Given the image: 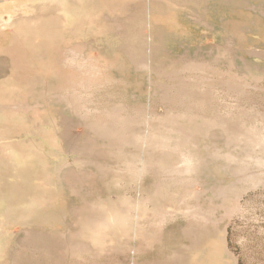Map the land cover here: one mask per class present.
I'll list each match as a JSON object with an SVG mask.
<instances>
[{"label":"rangeland","instance_id":"374dc122","mask_svg":"<svg viewBox=\"0 0 264 264\" xmlns=\"http://www.w3.org/2000/svg\"><path fill=\"white\" fill-rule=\"evenodd\" d=\"M94 3L91 12L77 11L81 38L91 34L101 46L100 53L85 51L104 65L89 73L62 68L60 57L69 56L65 49L72 38L63 30L64 41L56 44L52 30L56 18L51 11L45 9L35 21L26 19L32 13L12 15L8 20L13 29L0 27V264H264V164L255 165L257 157L264 159L263 148L227 146L224 127L216 122L256 127L252 137L263 139L264 0H239L240 35L247 23V4L255 9L254 41H246L244 33L245 41L239 43L223 42L221 37L231 26L214 17L213 27L201 25L194 36L180 33L178 40L171 39L165 25L151 24L160 22L166 12L161 2L153 15L144 6L141 35L133 25L116 35L109 17L129 12L127 3ZM16 18L20 21L14 22ZM19 28L22 31L17 32ZM157 31L164 33L159 36ZM139 43L151 68L137 69L130 60L129 55L139 52ZM120 44L119 52L114 47ZM210 45L215 48L209 50ZM78 60L79 65L84 62ZM197 62L201 65L195 71L182 69L184 63ZM176 86L183 87L184 93L170 98L189 103L194 120L187 121L180 108L171 106L175 124L192 134L183 152L189 170H184L178 150L172 148L178 135L157 121L153 140L170 138L169 148L153 150L149 159L146 145L111 147L86 128L85 122L102 121L118 102L124 114L137 106L162 113L161 103L167 100L162 92L166 88L175 92ZM194 88L200 89L199 94ZM70 92L82 95L86 109L74 113L61 97ZM206 117L212 122L207 123V133L199 119ZM83 139L94 141L95 146L87 150L90 155L80 150ZM242 149L252 152L246 170L237 172L239 160L246 155ZM229 153L236 158L227 163ZM144 160L155 167L143 169ZM119 206L126 209L122 217L117 214ZM98 214L113 219L102 225L92 218ZM91 226L96 234L89 231ZM79 243L81 247L74 246Z\"/></svg>","mask_w":264,"mask_h":264},{"label":"bare ground","instance_id":"6f19581e","mask_svg":"<svg viewBox=\"0 0 264 264\" xmlns=\"http://www.w3.org/2000/svg\"><path fill=\"white\" fill-rule=\"evenodd\" d=\"M221 1V0H220ZM245 1V0H244ZM148 2V1H147ZM197 2V1H196ZM223 2V1H222ZM227 2V1H226ZM215 3V2H214ZM148 5V4H147ZM223 5H225V4H223ZM227 5V4H226ZM83 8V10H85V9H87V12H91L92 11V9H95V3H94V0H9V1H7V2H2L1 0H0V17H1V15H3V14H6V15H4V16H6V19H1L0 18V27L1 26H7V27H11L12 28V23L13 22H11L10 23V21L8 20V17L10 16H12V15H18V18L19 17H21V16H19V15H22V16H24L23 14H29V13H32V15L31 16H29V17H26V19L27 20H34L35 21V19L37 18V19H40V17H39V15L41 14V13H43L44 12V10L46 9V10H48V11H51L54 15H55V18H56V23L53 25V27H54V29L52 28V30H53V32L55 33V35H56V44H61V42L62 41H64L63 40V30H65V31H68L69 32V34L71 35L70 37L72 38V39H70L69 41H67L68 42V44H67V49H65V54H69V56L67 57V55H65L64 56V58H63V56H62V61H61V66H62V68H71V70H76V71H79V72H81V71H84V72H90V71H93L92 69L93 68H97V69H101V67H103L104 65H103V62H101L99 59L98 60H93L89 55H87V53L85 52L86 51V49H88V48H90L91 50H96L98 53H100L101 52V50H100V48H101V46L100 45H97V44H95L96 42H98V41H96V39L94 38V37H92L91 36V34H89V36H87V34L84 36V35H82L83 36V38H81V36H80V34H79V31L81 30L80 28H79V24H78V22H77V11L79 10V9H82ZM221 8V7H220ZM148 12V11H147ZM13 13V14H12ZM130 14V13H129ZM128 15V14H127ZM28 16V15H27ZM18 18H16V20H14V22L15 21H20ZM119 17H116V18H114L112 21H115V22H117V24L116 25H114V26H116V30H117V34L116 35H119V34H122V31L124 30L123 29V27H127V25H121V20L120 19H118ZM121 18V17H120ZM20 19H24V17L23 18H20ZM122 19V18H121ZM27 20H25V21H27ZM120 20V21H119ZM12 21V20H11ZM21 22H22V20H21ZM24 22V21H23ZM28 23V22H27ZM16 24V23H15ZM19 24V22L17 23V25ZM38 24V23H37ZM84 25H86V31L88 32L89 30H90V27H91V24L89 23V19H87L86 20V22L84 23ZM13 29V28H12ZM2 30V29H1ZM14 31V30H13ZM17 31V30H16ZM19 31H22V29H20L19 28V30L17 31V32H19ZM136 31V30H135ZM142 31H143V29H142ZM151 32V31H150ZM149 32V33H150ZM154 32V31H153ZM21 33V32H20ZM149 33H148V35H149ZM164 33V31H157L156 32V34L157 35H159V36H162V34ZM15 34H17V33H15V31H14V35ZM143 35V34H142ZM17 37H19V36H17ZM148 40V58H151V49H152V47H151V40H149V39H147ZM159 41H160V39H159ZM161 42V41H160ZM156 46V45H155ZM157 47V46H156ZM115 49H116V51L118 50L119 52L122 50V48H123V45H117V46H115L114 47ZM164 48V47H163ZM209 50H210V48L211 49H214L215 48V45H210L209 47ZM199 49H205V50H207V48L205 47V48H199ZM138 50H139V52L138 53H132L133 55H129V57H130V60H131V62L133 63V66L134 67H136L137 69H144V68H151V65H150V60H146L145 59V57L146 56H144V54H143V50H144V48H143V45H142V43H139L138 44ZM219 50V49H218ZM90 51V50H89ZM161 51V50H160ZM165 51V50H164ZM198 51H200V50H198ZM129 52V51H128ZM250 52V51H249ZM249 52H248V54H249ZM154 53H156V52H154ZM187 54V53H186ZM204 54H206V53H203V56H204ZM219 55H220V53H218ZM251 54V53H250ZM255 54V53H254ZM153 55H155V54H153ZM188 55V54H187ZM187 55H184V56H187ZM223 55V54H222ZM99 56V55H98ZM82 58L83 60H84V62L81 64V65H79V62L81 63L82 61H80V60H78V58ZM104 57V56H103ZM146 57V58H147ZM219 57V56H218ZM223 57V56H222ZM102 58V57H101ZM152 58H153V56H152ZM180 59H183V58H180ZM79 61V62H78ZM196 65H201V63L200 62H197V63H195V64H193V63H184L183 64V67H182V69L183 70H185V68H187L186 70H188V69H190V70H197L196 68H197V66ZM247 66V65H246ZM105 67H107L106 65H105ZM154 68V67H153ZM206 68V67H205ZM181 70V69H180ZM183 70H181V71H183ZM179 71V70H178ZM177 71V72H178ZM180 71V72H181ZM174 72V71H173ZM150 73V72H149ZM244 73V72H243ZM175 74V73H174ZM194 75V74H193ZM181 76V75H180ZM179 76V77H180ZM201 76V75H200ZM188 77V76H187ZM196 77H198V76H196ZM196 77L194 78L195 80H197V81H195V82H199L198 81V79H196ZM176 78V77H175ZM181 78V77H180ZM180 78H177V79H179V80H181ZM189 79H190V77H188ZM168 79H170V78H168ZM183 79H185V78H183ZM194 79L193 80H191V81H194ZM206 79V78H205ZM204 80V79H203ZM202 80V81H203ZM202 81H200V82H202ZM182 81H179V84H182L181 83ZM186 82V81H185ZM189 82H190V80H189ZM189 82H186L187 84H189ZM172 83V82H171ZM184 83V82H183ZM204 83V82H203ZM173 84V83H172ZM178 84V83H177ZM194 84V83H193ZM202 84V83H201ZM207 84V83H206ZM170 85V84H169ZM195 85V84H194ZM162 86V85H161ZM182 86V85H181ZM181 86H176V88L174 89L175 90V92H169V90H170V88H166V89H164V91L162 92V97L163 98H167V100H166V102H162L161 103V105L163 106V108H164V111L162 112V113H158V112H155V111H152V112H150V107L148 106L147 108L145 107V108H142V107H139V106H137V107H134L133 109H131L130 110V113H123L124 112V110L121 108V106H120V102H118V104H119V106L120 107H117L118 106V104L117 105H115L114 107H113V109L112 110H107V112H106V118L105 119H102V121H92V122H90V123H86L85 122V124H86V128H89L90 130H92L94 133H96V138H98V139H102L103 141H105L106 142V144H108V145H110L111 147H116V148H122L123 147V145H125V144H130V145H133L135 148H142V146L143 145H146L147 146V148H146V152H145V154L147 155V159H149V158H151V156H152V151L153 150H155V149H157V148H159V149H162V148H166V147H168V143L169 142H167L166 140L167 139H170V138H167L165 141L162 139V140H153V138H154V135H155V133H154V127L156 126H154L153 125V123H154V121H157V123L159 124V126L161 127V128H163V129H165V130H170V131H173V132H175L177 135H178V138H177V140L175 141V142H173V144H172V148H176L178 151H177V153H178V156L181 158L180 160H182L183 162H184V165L186 166V168H184V170H189L188 169V166H190V162L188 161V159H186L187 158V155H186V153H183L184 152V150H185V145L188 143V140H189V138L192 136V134H190V130H186L185 129V127H183V126H178L177 124H175V121L174 120H177L176 119V117H173L172 115L173 114H171V113H173V112H171V110H170V108H171V106H174V107H178V108H180L181 109V113H180V115H181V117H183V118H186V120L187 121H189V122H191V123H194V120L192 119V116H190V114H191V112H192V109H190L191 108V105H189V103H185V102H183L182 100H181V97H174V98H170V95H172V94H174V95H177V96H179L180 94H183L184 93V90L182 91L181 89H183V87H181ZM190 86V85H189ZM196 86H200L199 84L198 85H196ZM209 86V85H208ZM212 85L210 84V87H207L208 89L210 88V89H212V87H211ZM163 87V86H162ZM161 87V88H162ZM171 87H173L172 85H171ZM228 87V86H227ZM226 87V88H227ZM185 88V87H184ZM201 88H203V87H201ZM186 89H187V86H186ZM188 89H189V87H188ZM199 88H194V91H196V90H198ZM207 89V90H208ZM210 89H209V91H210ZM214 89V88H213ZM216 89V88H215ZM230 89H232V88H230ZM229 88H228V90H230ZM168 90V91H167ZM200 90V89H199ZM199 90L197 91L198 92V94H199ZM203 90H206V89H203ZM217 90V89H216ZM233 90V89H232ZM185 91H188V90H185ZM213 91V90H212ZM179 92H183V93H179ZM186 93V92H185ZM194 94H195V92H193ZM203 93V92H202ZM204 93L206 94V95H204V96H206L207 98L209 97V98H211L210 97V92H206V91H204ZM210 93V94H209ZM232 93H234V92H232ZM56 94V93H55ZM192 94V93H191ZM190 94V95H191ZM236 94V93H235ZM237 94H239V93H237ZM197 94H195L194 96H196ZM207 95H209V96H207ZM215 96V95H214ZM60 97V96H59ZM63 99H65V100H67V101H65V103L69 106V107H71V108H74L73 110L75 111L74 113H78L81 109H86V107L84 108V106H85V102L84 101H82L81 99H83V97H82V95L80 94V93H75V92H70V93H68V94H66V95H62L61 96ZM214 98H216V97H214ZM62 99V100H63ZM175 99V100H174ZM165 100V99H164ZM164 100H162V101H164ZM209 100V99H208ZM211 100H213L212 98H211ZM211 100H209V102L211 101ZM218 100V99H217ZM225 101V100H224ZM91 103V102H90ZM89 103V104H90ZM212 104V103H211ZM210 104V105H211ZM213 105V104H212ZM211 105V106H212ZM231 105H234V104H231ZM124 107H125V105H124ZM123 107V108H124ZM235 107H236V105H235ZM251 107V106H250ZM76 109H77V111H76ZM145 110V114H144V117H143V111ZM95 110V109H94ZM155 110V109H154ZM175 110V109H174ZM204 110V109H203ZM87 111V110H86ZM176 111V110H175ZM241 111V110H240ZM239 111V112H240ZM85 112V111H84ZM89 112V111H88ZM87 112V113H88ZM95 112H96V110H95ZM226 112V111H225ZM86 113V114H87ZM81 114V113H80ZM175 114V113H174ZM226 114V113H225ZM225 114H224V116H225ZM233 114H235V113H233ZM241 114V113H240ZM79 115V114H78ZM78 115H76V116H78ZM82 115H84L83 113H82ZM79 116H81V115H79ZM223 116V117H224ZM83 117V116H82ZM84 117H85V115H84ZM83 117V118H84ZM87 117V116H86ZM205 117V116H204ZM225 117H227V116H225ZM224 117V118H225ZM89 118V117H88ZM209 117H206V119L205 118H199V119H201V127H203L204 129H205V131H206V133H207V130H206V128H209L208 126H207V123H209V122H211L210 121V119H208ZM231 118V117H230ZM87 118H85L84 120H86ZM262 119H263V121H264V115H263V117H262ZM218 120V119H217ZM218 124H217V123ZM215 123L217 124V125H219V126H221V127H224V132H225V134H226V140H227V142H225L226 144H227V146H229V147H233V146H236V147H240V148H248L249 146L250 147H252V148H256V147H261V148H263V152H264V133H263V139L261 140H259V138L257 139V138H253L252 136L254 135V133H252V132H254L253 130H256V127H241L239 124H234V123H230V124H227V123H225L224 124V122L225 121H223V120H218V121H216ZM227 122H229V120L227 121ZM179 123V122H178ZM212 123V122H211ZM214 123V122H213ZM236 123V122H235ZM238 123V122H237ZM175 124V125H174ZM264 124V123H263ZM177 125V126H176ZM216 125V126H217ZM207 126V127H206ZM210 126V125H209ZM212 126V125H211ZM213 126H214V124H213ZM262 126V125H261ZM202 128V129H203ZM258 128V127H257ZM261 127H259V129H260ZM262 128H264V125H263V127ZM259 131V130H258ZM210 132H212V131H210ZM215 133V132H214ZM250 133H252V135H250ZM256 133V132H255ZM212 134V133H211ZM206 135V134H205ZM260 135V134H259ZM87 137H90V135H87ZM165 139V138H164ZM225 140V141H226ZM81 143H82V145L80 146V150L82 151H84V153L85 152H87V150L90 148V147H94L95 145H94V141L92 140H90V139H86V140H81ZM169 148V147H168ZM171 149V148H170ZM142 150V149H141ZM166 150H167V148H166ZM139 151V150H138ZM145 151V150H144ZM228 151V150H227ZM226 151V152H227ZM140 152V151H139ZM142 152V151H141ZM162 152H163V150H162ZM242 152H244L246 155H244L245 157L242 159V160H239V163H240V165L237 167V169L235 170V168H234V170L235 171H237V172H239V170H242V172H243V170H246V165H248V164H246L247 163V161L246 160H249V158H250V156H248L249 155V153H251L252 152V150L250 151V150H248V149H242ZM88 153V152H87ZM215 152H213V154H214ZM228 153V152H227ZM89 154V153H88ZM142 154V153H141ZM171 154V153H170ZM216 154V153H215ZM90 155V154H89ZM88 155V156H89ZM188 155H190V153H188ZM218 155V154H217ZM221 155V154H220ZM223 156V155H222ZM225 156V155H224ZM223 156V157H224ZM144 157V156H143ZM145 158V157H144ZM160 158V157H159ZM189 158H191L190 156H189ZM227 159H226V161H227V163H229V161H234L235 160V156H233L232 154H230L229 153V155H227V157H226ZM199 159V158H198ZM204 159V158H203ZM90 160V159H89ZM140 160H141V158H140ZM127 161H129L130 162V160H127ZM181 161V162H182ZM154 162V161H153ZM200 162V161H199ZM237 162H238V160H237ZM133 163V162H132ZM145 163H146V165H145ZM141 164V163H140ZM238 164V163H237ZM246 164V165H245ZM264 164V159H260V157H257L256 159H255V165L256 166H258V165H263ZM97 166V165H96ZM154 166V164L152 165V163L150 162V160L149 161H147V160H144L143 161V169H144V167L145 168H148V169H150L151 167H153ZM163 166V165H162ZM126 167V166H125ZM134 167V166H133ZM155 167V166H154ZM157 167V166H156ZM173 167V166H172ZM177 167V166H176ZM175 167V168H176ZM141 168V167H140ZM135 169V168H134ZM138 169V168H137ZM195 169V168H194ZM193 169V170H194ZM140 170V169H139ZM151 170V169H150ZM163 170V169H162ZM166 170V169H165ZM170 170V169H169ZM233 170V171H234ZM146 171H147V169H146ZM176 171V170H175ZM234 171V172H235ZM166 173V172H165ZM174 173V172H173ZM177 173V172H176ZM180 173V172H179ZM155 174H156V171H155ZM241 174V173H240ZM246 176V175H245ZM245 176H244V178L243 179H245ZM247 176H249V175H247ZM241 179H242V177H240ZM246 178H248V177H246ZM152 179V178H151ZM158 183V182H157ZM155 186H157V184L155 183ZM159 188V187H158ZM219 190H221L220 188H219ZM223 191H224V189H223ZM222 191V192H223ZM222 192H220V194L222 193ZM219 194V195H220ZM223 194H225V193H223ZM222 194V195H223ZM198 200V199H197ZM133 201V200H132ZM134 202V201H133ZM137 202V201H136ZM93 203V202H92ZM91 203V204H92ZM117 203H119V202H117ZM116 203V204H117ZM90 204V203H89ZM88 205V204H87ZM96 206V205H95ZM98 207V206H97ZM126 208V207H125ZM92 209V208H91ZM111 209V208H110ZM88 210V209H87ZM119 213H117V214H120L119 215V217L121 216V212H125V210L126 209H124L123 207H121L120 208V206H119ZM131 210V209H130ZM91 211V212H90ZM90 211H88L90 214H92V210H90ZM116 211V210H115ZM99 212V211H98ZM113 213H114V211H112ZM164 212V211H163ZM112 213V215H115V213L113 214ZM127 213V212H126ZM124 214L123 216L124 217H127L126 215H128V214ZM89 214V217L91 216ZM102 214H104V213H102ZM102 214H100V216H99V214H98V216L96 215V216H94V215H92V218H94V219H96L98 222H100L102 225L103 224H106L107 225V222H108V219L110 218H108V219H106V218H104L103 216V218L101 217V215ZM116 214V215H117ZM192 214H194V213H192ZM116 215L113 217V216H111V217H113L114 219H117L116 218ZM94 216V217H93ZM146 216V215H145ZM118 217V218H119ZM122 217V216H121ZM123 217V219H125ZM113 218H111V219H113ZM111 219H109V222H110V220ZM123 219L121 220L120 219V221L121 222H123L122 224H125L124 223V221H123ZM119 220V219H118ZM162 220V219H161ZM113 221V220H112ZM117 221V220H116ZM120 221H118V222H120ZM126 221V220H125ZM135 221V220H134ZM121 222L120 223H118V224H120V225H116V226H121ZM93 223V222H92ZM91 223V224H92ZM112 223H117V222H112ZM136 223V222H135ZM137 224V223H136ZM150 224V223H149ZM92 225H94V224H92ZM109 225V224H108ZM114 225V224H113ZM110 226V225H109ZM92 227L93 226H91V228H89V231L92 229ZM115 227V226H114ZM118 227V228H119ZM123 227V226H122ZM121 227V228H122ZM113 228V227H112ZM117 228V227H116ZM88 229V228H87ZM94 229V228H93ZM93 229L91 230V231H93ZM86 230V229H85ZM95 231H96V229H94ZM87 232H88V230H86ZM95 231H93L95 234H96V232ZM87 232H86V235H88L87 234ZM92 232V233H93ZM92 233H91V237L93 236H95V235H92ZM84 234V233H83ZM85 235V236H86ZM92 237V238H93ZM90 239V241L91 240H93V239ZM98 237H96V239H97ZM33 242V241H32ZM81 242V241H80ZM99 242V241H98ZM93 244L94 242H90V244ZM95 243H97V242H95ZM73 244V243H72ZM81 244H82V242H81ZM85 244V243H84ZM98 244V243H97ZM96 244V245H97ZM37 245H38V243H37ZM80 245V243L79 244H75L74 246H79ZM93 245H95V244H93ZM92 245V246H93ZM82 246V245H81ZM81 246H79V247H81ZM84 246V245H83ZM97 246H99V245H97ZM71 247V246H70ZM79 247H78V249H79ZM66 248H68V247H66ZM65 248V249H66ZM72 248V247H71ZM70 248V249H71ZM92 248H94V247H92ZM97 248V247H96ZM69 249V250H70ZM87 249V248H86ZM67 250V249H66ZM74 250V249H73ZM82 250V249H81ZM97 250V249H96ZM84 251V250H83ZM85 251H87V250H85ZM90 251V250H89ZM74 254V253H73ZM91 255V254H90ZM66 256V255H65ZM92 256V255H91Z\"/></svg>","mask_w":264,"mask_h":264},{"label":"crops","instance_id":"0c3cea01","mask_svg":"<svg viewBox=\"0 0 264 264\" xmlns=\"http://www.w3.org/2000/svg\"><path fill=\"white\" fill-rule=\"evenodd\" d=\"M106 1H121L123 3H127V9L125 6L124 9L129 10V12L121 15L113 14L111 17H109L111 19L110 23L112 25H116L117 22L112 20L120 16L122 19L120 17L118 19L121 20H119L121 22V25H133L135 27L136 32L138 31L139 35H141L143 29L141 27L143 24L142 16L144 6L145 9L151 11L150 15H153V11L159 9V6L156 5L157 2H161L163 3L161 9L166 10V12L163 13L164 16H162L160 22H154L151 24L165 25L167 33L171 37V39L178 40L175 37H177V34L180 33L182 35L188 34L194 36L193 34L196 28L201 25H212L213 27V25H216V22H212V17H214L215 19H218L220 24H229L231 26L229 32H227L225 35H222L221 38L223 42L227 40H230V42L234 43L244 42L245 39L242 38L244 33H246V41H254V5L249 6V4H247L246 6L245 10L248 11V13L245 15L244 20L247 23L245 27L242 26V35H240L238 24L239 0H145L146 4L148 5H144V0H102V3H105ZM212 10H215V12H211ZM250 11L252 14L249 13ZM215 30L216 29L214 28V31ZM184 40H186V38H184ZM6 48L9 52L12 47L11 45H9ZM61 61L62 57H60V63Z\"/></svg>","mask_w":264,"mask_h":264}]
</instances>
